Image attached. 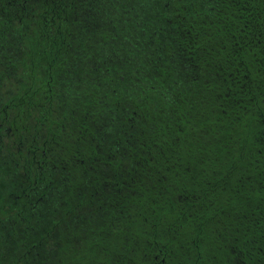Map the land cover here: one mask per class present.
<instances>
[{
    "label": "trees",
    "instance_id": "obj_1",
    "mask_svg": "<svg viewBox=\"0 0 264 264\" xmlns=\"http://www.w3.org/2000/svg\"><path fill=\"white\" fill-rule=\"evenodd\" d=\"M0 264H264V0H0Z\"/></svg>",
    "mask_w": 264,
    "mask_h": 264
}]
</instances>
